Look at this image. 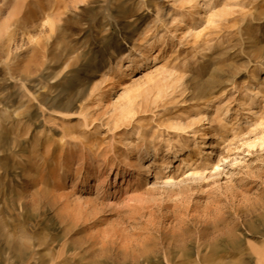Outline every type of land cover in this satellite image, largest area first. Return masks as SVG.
Wrapping results in <instances>:
<instances>
[{
  "label": "rangeland",
  "instance_id": "1",
  "mask_svg": "<svg viewBox=\"0 0 264 264\" xmlns=\"http://www.w3.org/2000/svg\"><path fill=\"white\" fill-rule=\"evenodd\" d=\"M0 148V264H264V0H0Z\"/></svg>",
  "mask_w": 264,
  "mask_h": 264
},
{
  "label": "bare ground",
  "instance_id": "2",
  "mask_svg": "<svg viewBox=\"0 0 264 264\" xmlns=\"http://www.w3.org/2000/svg\"><path fill=\"white\" fill-rule=\"evenodd\" d=\"M123 55L125 56V58L130 63H133L134 60H135V63H134L135 71H139L141 68H143L144 63H146L147 60H148L146 58L145 52H143V51H140V52L139 51H136L134 48H131V50L127 51V53L126 54H123ZM31 81H33V80H31ZM25 88H26V90L27 89L28 90L30 89L29 90L30 91L29 92L30 97L36 102V103H34V101H32L33 104L29 106V108H31V109H34L37 106H41V107L45 108L46 110H51V111L53 110L52 112H57V114H62L63 116L66 117V114L61 113V111H66L67 112V111H69V110H71V109L74 108V105H75L74 103L75 102H73V104L66 105V106H61V105H58V104H56L54 102L48 105L46 98L45 99L44 98H41L40 99V97H42L41 96L42 95L41 93H40L39 97L38 96L36 97L34 95L35 93H38V90L41 88V87H38V85H31L30 88H27L25 86ZM23 104H24L23 101H20L19 102V105H23ZM9 107L10 106H8L7 103L3 102L2 109L4 110L5 114H7V115L8 114L11 115L10 110H9ZM55 110H60V111H55ZM11 111H13V110H11ZM32 113H33V111L31 113L30 112L28 113V118L29 119H30V117H31V119H35L36 118V117L34 118V116H32ZM248 114L251 115V110L250 109L248 111ZM5 121H7V120H5ZM203 148H205V144L204 143H202V149ZM187 150L189 151V149H187ZM165 169L167 170L168 169V166H166ZM166 180L169 181L170 178L169 177H166ZM9 243H10L9 244V247H10V245H12V247H15L16 248L14 250L16 251V254H17V256H16L17 259H18L17 260V263L23 264V262L27 261L28 256H26V254L21 250V248L17 244H15L13 242V240H12V242H9ZM208 249H209V255L208 256L205 255V256H201L200 257L198 253H195V256L193 255L194 257H192V258H194L193 261H189L187 259L184 264H226V263H222L221 261L216 260V254H217L216 246L210 245ZM232 249L234 250L232 252H235L236 254H238L237 251L235 250V248H232ZM233 264H242V263L241 262H238V261H236V262L234 261Z\"/></svg>",
  "mask_w": 264,
  "mask_h": 264
}]
</instances>
